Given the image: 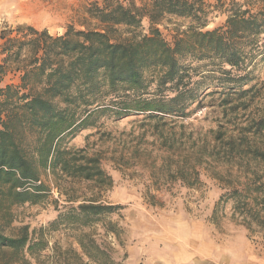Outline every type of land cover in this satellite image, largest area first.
<instances>
[{
    "label": "trees",
    "instance_id": "obj_1",
    "mask_svg": "<svg viewBox=\"0 0 264 264\" xmlns=\"http://www.w3.org/2000/svg\"><path fill=\"white\" fill-rule=\"evenodd\" d=\"M215 10L225 21L210 28ZM87 13L82 29L68 26L61 35L25 24L0 33V81L9 68L20 73L17 85L0 86V196L9 205L38 204L55 189L66 202L59 214L66 225H88L120 208L100 199L113 180L98 154L63 147L62 139L109 109L157 120L186 116L190 105H200L194 63H202L221 77L222 88L207 93L216 95L221 116L202 144L192 141L190 152L178 153V139L171 137L167 148L180 156L172 176L192 185L199 168L215 162L218 168H206L232 202V216L264 231V104L254 105L255 85L243 87L246 68L264 50V0H232L222 10L205 0H96ZM172 19L185 27L170 43L158 26ZM82 184L90 196L75 188ZM76 242L80 264H112L89 235ZM47 244L27 225L14 236L0 233V264H32L29 258ZM61 261L75 262L58 256L55 264Z\"/></svg>",
    "mask_w": 264,
    "mask_h": 264
},
{
    "label": "rangeland",
    "instance_id": "obj_2",
    "mask_svg": "<svg viewBox=\"0 0 264 264\" xmlns=\"http://www.w3.org/2000/svg\"><path fill=\"white\" fill-rule=\"evenodd\" d=\"M93 1L0 0V33L20 24L45 29L52 35L63 34L68 26L82 29L80 24L89 20L87 11ZM205 1L222 10L232 0ZM213 16L210 28L222 25L226 14L215 10ZM182 24V20L172 19L158 27L171 43L177 28L185 27ZM144 25L142 31L146 30ZM194 65L198 72L194 90L201 101L200 105H190L186 116L167 115L165 120H157L149 113L119 115L109 109L95 115L92 125L62 139L63 147H86L88 154H98L113 180L110 188L102 190L100 199L120 208L88 225H66L59 216L67 210L66 202L55 189L38 204L9 205L0 196V233L14 236L25 225L34 237L41 231L47 248L36 259L29 258L32 264L59 263L58 256L80 264L75 255L80 253L76 239L83 234L107 251L112 264H264V231L248 229L232 216V202L224 199L225 190L206 168H218L215 162L209 159V164L199 168L198 180L192 185L172 176L171 165L180 156L167 148L172 144L171 137L178 139L174 145L178 153L190 152L192 141L202 144L221 116L216 95H207L222 88L221 77L202 63ZM246 71L243 87L256 86L254 105L259 107L264 104V50L252 59ZM19 77V72L9 68L0 86L17 85ZM43 180L49 183L50 176ZM75 188L90 196L86 185Z\"/></svg>",
    "mask_w": 264,
    "mask_h": 264
}]
</instances>
